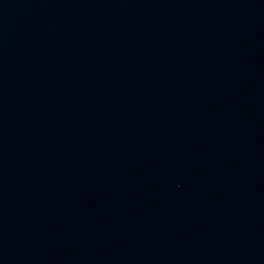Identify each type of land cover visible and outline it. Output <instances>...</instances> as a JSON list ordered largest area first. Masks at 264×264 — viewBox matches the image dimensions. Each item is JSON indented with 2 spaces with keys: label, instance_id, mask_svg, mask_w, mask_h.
Returning a JSON list of instances; mask_svg holds the SVG:
<instances>
[{
  "label": "water",
  "instance_id": "obj_1",
  "mask_svg": "<svg viewBox=\"0 0 264 264\" xmlns=\"http://www.w3.org/2000/svg\"><path fill=\"white\" fill-rule=\"evenodd\" d=\"M0 264H264V0H0Z\"/></svg>",
  "mask_w": 264,
  "mask_h": 264
}]
</instances>
